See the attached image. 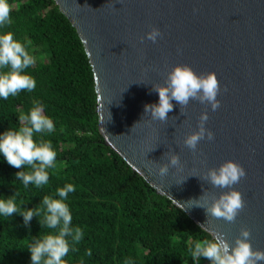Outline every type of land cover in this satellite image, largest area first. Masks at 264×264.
Instances as JSON below:
<instances>
[{"label":"water","instance_id":"obj_1","mask_svg":"<svg viewBox=\"0 0 264 264\" xmlns=\"http://www.w3.org/2000/svg\"><path fill=\"white\" fill-rule=\"evenodd\" d=\"M53 1L93 72L95 128L104 145L211 239L223 233L234 243L247 227L253 249L264 250V0ZM153 27L162 33L155 43L146 38ZM177 65L216 73L219 109L197 100L181 109L172 100L166 122L145 113L159 103L152 86L164 85ZM205 111L215 138L193 151L183 142L199 130ZM170 154L180 156L182 167L162 178L158 168ZM229 160L246 170L233 185L245 200L234 223L208 217L197 206L205 200L194 201L231 190L203 179Z\"/></svg>","mask_w":264,"mask_h":264},{"label":"trees","instance_id":"obj_2","mask_svg":"<svg viewBox=\"0 0 264 264\" xmlns=\"http://www.w3.org/2000/svg\"><path fill=\"white\" fill-rule=\"evenodd\" d=\"M9 4L12 23L0 33L12 32L36 58L25 70L36 87L0 98V135L18 130L19 113L39 104L55 131L34 134V139L43 136L51 142L56 167L48 169L47 185L25 189L16 173L28 166L15 168L0 154V199L18 192L17 205L31 209L45 195L60 199L56 189L72 183L76 191L65 202L72 226H80L84 237L64 258L67 264H211L204 257L193 260L189 248L197 240L212 239L104 145L95 128L93 72L74 28L54 1ZM41 232L36 216L25 224L19 213L0 215V264H32L26 242Z\"/></svg>","mask_w":264,"mask_h":264},{"label":"clouds","instance_id":"obj_3","mask_svg":"<svg viewBox=\"0 0 264 264\" xmlns=\"http://www.w3.org/2000/svg\"><path fill=\"white\" fill-rule=\"evenodd\" d=\"M11 11L9 0H0V28L11 25ZM161 36L160 29L153 27L146 38L155 43ZM143 39L144 37L141 38L142 41ZM35 62L36 58L23 43L14 38L12 32L0 33V98L7 100L21 91L32 92L35 89V80L25 71ZM152 90L159 94V103L146 105L145 113L149 114L152 120L161 122L168 120V113L173 110L172 100H175L181 109H186L191 100H197L201 104L210 105L213 111L219 109L221 103L217 99L221 86L216 73L197 74L188 65L175 66L168 72L165 84H155ZM18 116V130L10 129L0 135V154L15 168L28 166L30 170L19 171L16 177L25 189L29 185L39 189L49 181L48 169L56 167V152L50 141H46L43 136L37 141L34 134L54 132V122L43 114L39 104H35L27 113H19ZM208 119L207 111L201 114L199 130L184 139L186 147L195 151L201 140L215 138L214 133L205 127ZM170 167H182L178 154H170L169 163L159 166V176H167ZM245 176L246 170L232 160L226 161L219 168H210L204 173L203 179L213 187L231 190L222 192L218 197L213 194L210 199L206 198L208 195L204 192L199 200L194 201L205 200L197 206L204 208L208 217L222 218L228 223H234L245 206V200L233 185ZM75 191L76 187L68 183L56 189V195L60 199L45 195L42 202L31 209L17 205L18 192L7 199H0L2 216L12 217L13 214L19 213L23 216L25 224H29L34 216L39 218L42 227L40 236L33 238L32 242H26L32 264H67L64 258L82 241L84 231L80 226H72L73 217L69 205L65 202L68 194ZM45 228L50 231L44 232ZM211 235L212 240H197L194 246L189 248L191 257L196 262H199L201 257L210 260L211 264H259L264 261V250L253 249L251 230L247 227L241 228L234 243L223 233L213 232ZM87 255L91 256V249Z\"/></svg>","mask_w":264,"mask_h":264}]
</instances>
